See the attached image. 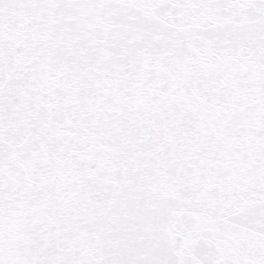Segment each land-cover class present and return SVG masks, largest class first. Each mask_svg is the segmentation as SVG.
Returning <instances> with one entry per match:
<instances>
[{"label": "snow or ice", "instance_id": "obj_1", "mask_svg": "<svg viewBox=\"0 0 264 264\" xmlns=\"http://www.w3.org/2000/svg\"><path fill=\"white\" fill-rule=\"evenodd\" d=\"M0 264H264V0H0Z\"/></svg>", "mask_w": 264, "mask_h": 264}]
</instances>
